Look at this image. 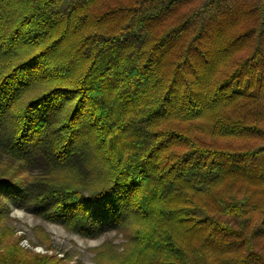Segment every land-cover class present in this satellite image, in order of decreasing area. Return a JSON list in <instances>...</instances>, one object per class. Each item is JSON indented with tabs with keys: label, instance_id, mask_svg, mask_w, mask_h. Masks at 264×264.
Listing matches in <instances>:
<instances>
[{
	"label": "trees",
	"instance_id": "trees-1",
	"mask_svg": "<svg viewBox=\"0 0 264 264\" xmlns=\"http://www.w3.org/2000/svg\"><path fill=\"white\" fill-rule=\"evenodd\" d=\"M97 1L0 0V264H69L10 207L123 233L96 264H264V0Z\"/></svg>",
	"mask_w": 264,
	"mask_h": 264
},
{
	"label": "rangeland",
	"instance_id": "rangeland-1",
	"mask_svg": "<svg viewBox=\"0 0 264 264\" xmlns=\"http://www.w3.org/2000/svg\"><path fill=\"white\" fill-rule=\"evenodd\" d=\"M117 1L125 0H98L93 12L97 14L107 6H115ZM9 167L13 172L16 165L11 164ZM1 168L3 165H0L2 171ZM35 174L25 172L21 176L31 180ZM4 223L13 237L18 239L20 247L35 253L56 255L66 259L69 264H96L118 258L128 243L123 233L115 231L107 232L96 239L83 238L62 226L45 222L15 207H10Z\"/></svg>",
	"mask_w": 264,
	"mask_h": 264
}]
</instances>
